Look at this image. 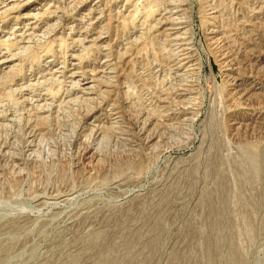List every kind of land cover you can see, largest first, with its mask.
<instances>
[{
	"label": "rangeland",
	"instance_id": "rangeland-1",
	"mask_svg": "<svg viewBox=\"0 0 264 264\" xmlns=\"http://www.w3.org/2000/svg\"><path fill=\"white\" fill-rule=\"evenodd\" d=\"M28 2H0V264H264V0Z\"/></svg>",
	"mask_w": 264,
	"mask_h": 264
},
{
	"label": "bare ground",
	"instance_id": "bare-ground-1",
	"mask_svg": "<svg viewBox=\"0 0 264 264\" xmlns=\"http://www.w3.org/2000/svg\"><path fill=\"white\" fill-rule=\"evenodd\" d=\"M35 1V0H34ZM69 1H75L76 3L73 5V6H78L80 5V0H69ZM1 3V7H3L4 11H7V10H11V9H15L16 7H22V6H25L27 4H29L28 0H0ZM170 2H168L169 4ZM69 4V3H68ZM71 4V3H70ZM171 4V3H170ZM173 5V4H172ZM32 7V6H31ZM75 8V7H74ZM21 10V9H20ZM80 10V9H79ZM174 10V9H173ZM31 12V11H30ZM40 12V11H39ZM47 12V11H46ZM49 14V13H48ZM19 15V14H18ZM10 16V15H9ZM36 15L35 13L33 14H25V16H23L22 18H20L21 20H23L24 22H29V17H32L34 18ZM214 13L211 14V19L213 20L215 17H214ZM75 18V17H74ZM36 23V22H35ZM25 24V23H24ZM210 29H209V32H208V36H209V39L210 40H214V38L219 34V31L217 30V28L214 26V24H210ZM171 27H166L165 24L161 23L160 24V27H163L165 28L164 31L168 33V36L171 38V40L175 43H179L177 44V51L175 53V56H173V58L175 59V64L174 65V69H175V72L180 74L181 76H185L186 78H189L188 80H190V78L193 77V74L197 71L198 72V69H197V63L192 59L191 57V50H190V47L188 44L184 43L185 41H179L180 39V36H183L184 33L182 32L181 28H180V25L179 24H172L170 25ZM177 27L176 29H173ZM161 29V28H160ZM17 30V29H16ZM4 31V30H3ZM20 31V30H19ZM30 31V30H29ZM184 31V30H183ZM39 32V31H38ZM16 33V32H15ZM164 33V32H163ZM25 34V33H24ZM36 34V33H35ZM102 35V34H101ZM82 36V35H81ZM18 37H21V35H19ZM77 38V37H76ZM80 38V37H78ZM17 39V38H16ZM26 39V38H25ZM219 39V38H218ZM24 40V39H23ZM179 41V42H178ZM215 41V40H214ZM218 41V40H217ZM222 41V40H221ZM75 42H78V43H82V44H86L88 43L89 41H87L86 38H84L82 41H75ZM91 44L93 45H101L103 43V39L100 37V36H97V37H92L90 38V42ZM19 46V45H18ZM21 46V45H20ZM98 47V46H96ZM100 48V47H98ZM175 48V47H174ZM21 49V48H20ZM173 51V52H174ZM77 53V52H76ZM7 58V57H6ZM68 59V58H67ZM224 59V58H223ZM226 59V58H225ZM224 59V60H225ZM173 61V60H172ZM223 61V60H222ZM225 62V61H224ZM223 62V63H224ZM11 63H13L11 60H5V59H0V65L3 67V69L5 70H9L11 68ZM229 63V62H228ZM222 64V63H221ZM60 65V64H59ZM73 64L70 65V68ZM57 66V65H56ZM226 66V64H225ZM232 66V65H231ZM113 67V66H112ZM199 67V66H198ZM229 67V66H228ZM96 68V67H95ZM87 69V68H86ZM100 69V68H99ZM232 69V68H231ZM59 71V70H58ZM48 72V71H47ZM53 74H56L58 75L59 73L57 72H54ZM67 75H68V81H70V83H79V81H77V79L80 77L79 74L77 73V69L72 67L71 69H69L67 71ZM104 75V74H103ZM98 76V73H95L94 75H90V79H89V82H83L81 85L79 83V87H80V90L79 92L83 95H85L86 97H89L91 96L92 94V84L95 83V77ZM192 80V79H191ZM32 83V82H31ZM75 83V84H76ZM194 84V83H193ZM190 87V86H189ZM191 88V87H190ZM194 88V87H193ZM12 89V88H11ZM189 89V88H188ZM186 90V89H185ZM197 90V89H196ZM250 90V89H249ZM248 89H247V92H250ZM193 91V90H192ZM233 92L236 93V87L233 88ZM190 95H192V93L190 91H184L182 94H181V97H189ZM245 95H242V97H244ZM40 97V96H39ZM94 97V96H93ZM192 99V98H191ZM195 99V98H194ZM193 102V100H192ZM39 103V102H38ZM37 104V103H36ZM192 104V103H191ZM193 106V105H191ZM107 108V107H106ZM187 110V109H186ZM188 111V110H187ZM259 111H262V112H259ZM258 111V116H264V110H259ZM112 113V112H111ZM95 114L96 113H91L89 116H88V119L87 121L89 122L88 125L89 126H92V121H94L95 119ZM184 114V113H183ZM198 114V113H197ZM244 119L246 122H249L251 123L253 120H254V113L250 110H245V112L242 113ZM186 116V115H185ZM184 116V117H185ZM188 117V116H187ZM163 119V118H162ZM182 119V118H181ZM190 119V118H189ZM189 121V120H188ZM241 121V120H240ZM164 122V121H163ZM183 123V121H182ZM186 123V122H185ZM186 126V125H185ZM234 126V125H233ZM96 134V133H95ZM30 148H32V146L30 145L29 146ZM28 147V148H29ZM30 151V150H29ZM247 158V161H248V164H250V168H251V173L253 172L255 168V161L253 159L252 156L248 155L246 156ZM249 166V165H248ZM248 168V170L250 169ZM257 170V169H256ZM255 172V170H254ZM252 173V174H255V173ZM212 244H215L214 242H212ZM231 261V260H230ZM234 261V260H232ZM235 264V263H234Z\"/></svg>",
	"mask_w": 264,
	"mask_h": 264
}]
</instances>
